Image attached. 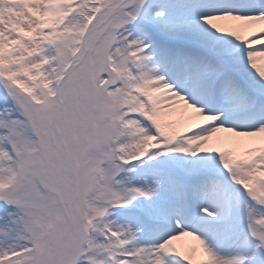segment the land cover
Masks as SVG:
<instances>
[{
  "label": "snow or ice",
  "instance_id": "snow-or-ice-1",
  "mask_svg": "<svg viewBox=\"0 0 264 264\" xmlns=\"http://www.w3.org/2000/svg\"><path fill=\"white\" fill-rule=\"evenodd\" d=\"M0 264H264V0H0Z\"/></svg>",
  "mask_w": 264,
  "mask_h": 264
}]
</instances>
